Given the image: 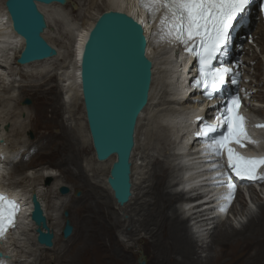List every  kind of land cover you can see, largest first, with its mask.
Segmentation results:
<instances>
[{
	"label": "bare ground",
	"instance_id": "bare-ground-1",
	"mask_svg": "<svg viewBox=\"0 0 264 264\" xmlns=\"http://www.w3.org/2000/svg\"><path fill=\"white\" fill-rule=\"evenodd\" d=\"M4 1L5 0H0V20L2 19V21L4 22V20L6 19V23H4V25L1 28L2 31L6 32V34L8 35H4L3 38L1 36V39H3L4 41L1 42V46H0V59L3 63L2 66L0 65V68L8 64L7 62L4 61V59L7 58L9 59V57L12 58L13 56H17L20 53L19 51L20 48L22 47V41L11 30L10 22L4 8V3H3ZM104 1L105 2L102 10L100 9V10L90 11L87 20H85L84 23L80 25L71 21L72 19H70V15L64 12V10L67 9L66 7V5L68 4L67 0L64 6H60L58 4H51L47 6L38 5L39 11L44 14L47 22V29L44 32L43 37L47 41V43L56 50L57 55L55 58L51 60L34 63L32 65L23 66L21 68H27V69L32 68V70H34V67H37V69L41 68L40 70L43 71V67L48 65L52 61L56 62L61 58L64 59L63 64L60 66L59 70H61V77L64 83L61 87L64 88L65 90L66 93L65 99L68 101L69 107H71L78 101H81L82 103L80 85H79V60L87 35L90 29L92 28L95 20L99 17V15L105 11H118L133 17L136 21H139L140 18L143 17V13L137 7L136 0H104ZM96 3L97 0H94L93 4ZM71 7L72 9L77 8L72 3H71ZM251 16H252L251 14L247 15L246 13H244L242 17H240L238 20L234 22L233 28L231 30V41L227 48V55L223 58V60L229 58L228 62H225L224 60L226 64L230 66L238 65L237 67H233L232 72L233 74L238 73L236 78H239L240 75L241 77V79L239 78L240 89H242V91L245 92L244 94H249L250 98L254 100L253 104H251L250 107L253 109L252 110L253 113L260 115L259 113L261 110L258 107H260L259 105L260 103L264 104V102H262V96L260 94H255L256 92L255 90H254L255 92L253 91L254 93L251 94L252 89L249 88L251 82L247 77L249 76L250 78H255V83L251 84L252 87H255L257 83L258 87H263L262 89L264 93V81L259 78L260 76L262 77L263 74H261L259 77L255 73L252 75L250 73L246 75V77L244 73L240 74L246 69V66L243 65L244 63H247L244 52L242 55V62L240 64H237L236 61L231 60L233 58L234 49H235V39L236 37H238L237 36L238 33L244 28L242 25L243 21L249 19ZM257 23L258 24L257 27H255L256 28L255 32H253L252 36H250V45L248 43H245L246 47L244 46L240 50L242 52L244 50L250 51L254 49L258 51L260 56V54H264V28L261 20L259 19V16L257 19ZM56 24H60L61 26L60 32L63 35H66V37H68L69 42L67 46H69L70 49L69 57H64L63 56L64 53H62V50L59 47L57 48L56 46H54V42L52 43L51 41L52 28H54ZM57 27L58 26H56L55 28ZM144 33L146 37L147 36L146 28H144ZM253 37L255 38L254 40H252ZM229 49L232 50L231 54L228 52ZM146 55L148 58L152 60L153 63L152 82L150 85L148 103L144 108V110L141 112L135 128V137H134L135 146L133 149V153L130 157L132 196L130 200L123 206L118 205L113 200V198H111L113 206L117 210L122 211V213L128 216L127 218H124L123 221V222L125 221L127 222V226L124 229L125 232L130 235L136 232L143 231L144 234L149 237L151 243L156 246V249L158 250V247L160 248V256H161L160 258L161 260H163V262L161 263L165 262L167 264H215L214 260L216 259L217 255L212 257L211 254L212 253L219 254L218 250H217L218 252H216V248L223 246L224 247L231 246L232 248L235 249L234 251L241 252L242 257L245 256L244 259L245 264H264V203H262L260 207L258 206L257 215H252V209L256 208L254 206L255 205L254 196L253 198L252 197L249 198V204L246 205L243 195L237 192L235 193L236 202H239V204L242 205V209L237 211L235 208L236 202L234 203L231 201L229 203L226 199H224L227 204L225 208L229 209L227 211L226 216L224 215L225 211H221V209L219 211L221 212L220 215H217L218 205H214L212 203H202L194 207L188 205L189 203L195 200H191L190 199L191 196L186 195V193H183L182 190L179 189V187L182 186L179 185V183L181 184L180 180H182L183 172L184 173L186 171L189 172L186 175V177L189 176L186 182L190 184L191 187L197 186L198 190L194 189L190 193L198 191L197 200L202 201L206 198L205 197L206 195L205 194L202 195L201 193L202 191L206 190L207 186H204V188L202 187L199 188L201 184L200 182L203 181V179L200 177L201 174L197 173L194 174L193 176L190 175L192 173V170L196 169V166H193V168L188 167L189 164L193 163V154L190 152V150H185L184 148L185 143L188 142L190 143V139L188 137V130L190 127L189 120L192 119L193 117H197L201 115V113H199L198 111L199 109L198 101L201 99V96L198 94L196 95L187 94L188 92L186 87L183 86V83L178 82V77H179L178 67L176 65H172L171 63H169L168 61L169 58L166 57L165 54H159L158 52L155 51L152 52L150 50V47L147 46ZM245 79L248 80L247 81L249 82L248 84H246ZM225 86L228 87L229 91H226L224 95L233 92L234 85H232L229 82ZM254 97L256 99H254ZM222 98H225V96H223ZM0 102H2L1 99ZM204 108H205L204 106H201V109ZM153 112L156 113L152 116L151 113ZM69 114L72 120L74 114L73 112L72 113L70 112ZM145 120L149 122L148 127L146 126L147 130L144 131L147 140L146 145L148 146L147 149L144 150V152H142L143 155H141L140 153L141 155L140 158L136 159L134 153H136V151H140L141 149V146L139 144L140 141L139 137L141 136L143 129L140 128ZM0 124L1 126L2 124H4L1 119H0ZM61 128L63 133L61 134V136L63 135V137L64 136L66 137L67 136L66 129L63 128L62 126ZM75 128H76L75 132L77 133V135L80 134L81 133L80 129L76 125ZM255 133L260 134L259 137H261L262 135L264 136V131L262 132V134L259 133L258 131H256ZM2 135L3 132H1L0 136ZM80 137L81 139L84 140L85 143L86 137L82 135ZM261 139H263L261 140L262 143L258 142L256 146L252 147L251 150H248L246 152L248 155L258 156L264 154V138ZM89 141L91 144L90 137H89ZM5 146L6 145L2 146L3 150ZM161 150L162 151L164 150L166 152L168 151V155L167 154H166L167 156L161 155L162 156L161 163H159L156 159L151 171L152 173L151 184L148 186H144V184L148 182L147 181L148 178H145V180L143 181L141 180L142 182L139 183V185L136 184L137 178L135 177V175L136 172H138L141 169V167L137 166L138 165L137 162L139 161L140 164H144V162L147 161V158L151 157L148 152L161 153L162 152ZM146 151L147 153H145ZM77 152L78 154H80L79 151ZM87 161H85L86 162L85 168L88 169L89 175L92 178L94 177V175H96V178L92 180L94 182L96 181L98 183H101L104 186V189L107 192V194H110L111 191L108 185L106 184V178L111 163L114 161V157H110L105 162H98L95 159V163L93 164ZM164 161L170 162L171 164L174 165V167L166 168L162 164V162ZM210 163L211 162H207L208 166ZM151 164L153 163L151 162ZM203 166L204 165H199L197 167L200 168ZM29 170H25V172H28ZM43 172H44L43 174L41 172L40 180H42L43 186L46 187V181L52 179V176H49L47 169L44 170ZM76 175L81 179H85V175L80 166L79 168L78 167L76 168ZM25 178L27 179L28 177ZM169 178L171 180L167 181ZM1 186L4 187L2 183ZM7 186L8 188L9 187L10 188L6 190V192L11 197L18 200V202L25 201V203H27V207L23 208L19 217L20 220L24 221V225L23 227L18 229V233H17L18 240L23 239L22 238L23 236L26 239L29 238V240L30 239L33 240L34 249H38V250L44 249L48 251L54 250L55 243L60 239L61 222H59L57 226L51 222L50 217L44 210L45 207L42 202L41 194L36 190L35 187H29L28 192L24 193V191L22 192L20 186L17 185L16 186L7 185ZM94 187L95 186H93V188ZM144 189H146V191L143 192L142 197L149 198V200L148 201L144 200L138 205L137 208H134L132 211L130 210L131 213L133 214L131 215L130 211L127 212V210L130 208L131 205H133L137 200L140 199V198L137 199L136 197L139 196ZM169 189L172 190L170 191ZM249 191H245V193L249 194L250 193ZM252 192L254 193L255 191ZM32 194H35L37 196L38 201L40 202L41 207L43 209L44 215L46 216L47 219V225H48L47 230L42 229V232L47 233L48 230H51L55 234L53 240V248L52 247L39 248V246L36 243V236H35L36 226H34L31 223L30 215H29L32 209L30 204ZM58 195L60 197H63V194H60L59 192ZM239 198L243 200L242 201L243 203L238 200ZM188 200H190L189 203L182 204L184 203V201H188ZM175 203H180L181 207L187 209V211L183 210V213L184 212L185 213L187 212L188 214L191 213V217L194 216L196 220H200L199 224H201V226L200 229H198L197 231L199 235L198 238H200L201 241L209 240L208 242H201L202 244L199 246V244L196 241H193V239H191L192 237L190 236V231L188 229L187 223L189 220L192 219L182 217L180 215L181 212L179 213L178 212L179 210H176V208L174 207ZM93 204L94 207L98 209L99 221H101L103 227H105V229L108 230L107 232L111 233L112 229H115L116 227H120V228L123 227L119 219L116 218V222L115 221L113 222L112 220L113 214L111 212L110 213L104 212L105 207L110 208V206L107 203H104L105 205L103 203H99L97 198L94 197ZM229 204L230 206L228 207ZM203 207H206V209H203ZM213 213L215 215L212 216L209 215L210 217L208 216V214H213ZM228 214L233 215L232 221L227 216ZM221 216L222 219L225 217L224 221H226L222 225L218 224V222L222 221V219H219L220 221H218V217L221 218ZM240 217L242 218L240 219ZM67 219H69V216L67 217ZM72 236L73 233L70 236L69 240L71 239ZM204 244L206 245L204 246ZM94 248L95 247L93 246L91 247L89 246L88 248H83L85 251L81 260L85 262H89V264H96L99 261V256L96 254V252H98L99 250L98 248L95 249ZM199 250L200 252L198 253ZM221 253H222L221 255H223V252ZM202 255H204L203 257L205 260L204 263L200 262ZM68 264H72V262L70 263L68 262Z\"/></svg>",
	"mask_w": 264,
	"mask_h": 264
},
{
	"label": "rangeland",
	"instance_id": "rangeland-1",
	"mask_svg": "<svg viewBox=\"0 0 264 264\" xmlns=\"http://www.w3.org/2000/svg\"><path fill=\"white\" fill-rule=\"evenodd\" d=\"M67 1V9L64 10V12L70 15V19H72L71 21L79 25L87 20L90 11L102 10L105 2L104 0H97V3L93 4L94 0ZM71 3L77 8L72 9ZM254 21L255 22L250 28H247L245 31V34L247 32L248 34L246 36L244 34L242 35L241 39L244 40V43L240 44L239 42L240 49L241 47H244L245 43L248 42V37H250V35L252 36V33L256 30L255 27H257L258 23L256 20ZM56 26L58 27L55 28ZM56 26H52L54 28L51 27V41L52 43L54 42V46L57 48L59 47L62 50L64 57H69L70 49L69 46H67L69 42L68 37L60 32V24H56ZM254 39L255 38L253 37L252 40ZM244 51L247 61L246 64H248L244 70L245 77L250 73L251 75L255 73L259 77L262 72L258 51L254 49ZM244 51L240 53V59ZM5 60L6 59H4V61ZM63 61L64 59L62 58L56 62L52 61L43 67V71L40 70L41 68L37 69V67H34V70H32V68H22L18 70V68L13 65L7 66L6 68V64L2 67L0 72V99L3 102H0V119L3 123L9 121L10 124L9 135L8 138H6L7 144L4 147V150L9 153V156L11 151V154H17L14 158L10 159L11 165H9L8 169L4 172L5 178L2 179V183L9 186H20L24 193L28 192L29 187H35L41 194L42 202L45 207L44 210L50 217L51 222L56 226L61 222V227H63L65 220L63 212L66 211L69 216L68 220L74 228L71 239H68L69 241H62V239H59L55 243L54 250L51 251L34 249L33 240H29V238L26 239L22 236L23 239L18 241H16L15 238H12L9 242L15 245L12 246L15 255L23 258H26L27 256L31 257L30 260L33 264H68V262H72V264H89V262L81 260L85 251L83 248L93 246L99 250L96 252L99 256V261L96 264H138L139 260H143L145 264H167L165 262L161 263L163 260L160 258V248L158 247L157 250L156 246L151 243V240L143 231L130 235L125 232L124 229L127 226V222L123 221L124 218H127L128 216L113 206L111 200L112 195H110L111 193L107 194L101 183L94 182L92 179L96 178V175L92 178L89 175L88 169L85 168V161L88 160L92 164L95 163L94 153L89 141L81 101H78L69 107V103L65 99L66 93L64 88L61 87L64 83L61 77V70H59ZM14 75H17L20 79L18 81L11 80L9 82V79H12ZM247 78L250 81L252 80L251 83H255V78H250L249 76ZM259 78L261 79V76ZM256 85L255 87H252L250 84L249 88L252 89L251 91H259L257 93L254 92L255 94H260L262 96V102H264L263 87L259 89L258 85L256 88ZM25 98H29L32 101V104L27 108L21 106V102ZM254 99L256 98L254 97ZM23 112L26 113L25 120L21 119V114ZM68 112H73L74 115L72 120ZM155 113L156 112L151 113L152 116ZM259 114L263 115L261 111ZM148 123L149 122L145 120L140 128L143 129L142 134L139 137L141 149L134 153L136 159L140 158V156L143 155L142 152L147 149L148 145H146L147 140L144 131L147 130L146 126L148 127ZM75 125L80 129L81 133L78 134L79 137L75 132ZM61 126L67 131L66 137H63V135L61 136V134H63ZM29 134L32 135V138H30ZM81 135L86 137L87 143H84V140L80 137ZM77 151H79L80 154H78ZM145 153H147V151ZM148 153L151 157H148L144 164H140L139 161L137 162V166L141 167V169L136 172V175H138H135L137 178L136 184L138 185L145 180V178H148V182H146L144 186L150 185L152 181L151 171L156 159L161 163L162 156L168 155V151L166 152L164 150L161 153ZM150 161L153 164H151ZM162 164L166 168L174 167L173 164L167 161L162 162ZM79 166L82 168L85 179H81L76 175V168H79ZM46 169L49 176H52V179L46 181V187H44L42 180H40V176L41 172L43 174V171ZM25 170L29 171L25 172ZM25 177L28 178L26 179ZM170 180L171 179L169 178L167 181ZM60 186L68 188L69 192L66 194V197H60L58 195V188ZM93 186L95 187L93 188ZM249 190L251 191L252 196H254V206L257 210L256 213H252V215H257L258 206L260 207V205L264 203L260 197H264V185L258 187L257 192L253 193V190L250 188ZM144 191H146V189L136 197L137 199H140L135 203L133 202L134 204L130 206L127 212L137 208L144 200H149V198L142 197ZM77 192H79V195H76ZM91 197L93 199L96 197L99 203H107L110 208L105 207L104 212H111L113 214V222H116L117 218L121 221L123 227H116L111 230V233L107 232L108 230H106L105 227H103L102 222L99 221L98 209L94 207L93 199ZM240 198L238 200L242 202L243 200ZM174 207L176 210H179V213L181 212L180 215L182 217L192 219L187 223L190 236L192 237L191 239L196 241L199 246L202 244L201 242H208L209 240L201 241V239L198 238L199 235L197 231L201 226V224H199L200 220H196L194 216L191 217V213H183V210L187 211V209L181 207L180 203H175ZM235 208L237 211L241 210L242 205L239 204V202H236ZM203 209H206V207H203ZM131 211L130 214L133 215ZM232 214H230V216L233 219ZM209 215L212 216L215 214H208V216ZM241 218L242 217H240V219ZM219 219L220 218H218V221H220ZM224 222L226 221H224L223 218L218 224L222 225ZM205 245L206 244H204V246ZM217 250L220 255L222 254L221 252H223V255L220 256L218 253L211 254L212 257L217 255L214 260L215 264H245V256L242 257L241 252L234 251L235 249L231 246L217 247L216 252H218ZM199 252L200 250L198 253ZM203 257L204 255H202L200 259L201 263L205 262Z\"/></svg>",
	"mask_w": 264,
	"mask_h": 264
},
{
	"label": "water",
	"instance_id": "water-1",
	"mask_svg": "<svg viewBox=\"0 0 264 264\" xmlns=\"http://www.w3.org/2000/svg\"><path fill=\"white\" fill-rule=\"evenodd\" d=\"M66 0H5L12 32L22 39L17 58L20 65L56 57V50L44 39L47 22L38 5ZM144 30L133 17L118 11H105L90 29L79 60V85L87 131L95 159L105 162L114 157L106 178L113 200L120 206L131 198L130 157L135 146L137 120L148 103L153 63L146 55ZM25 99L22 105H29ZM65 186L59 193L66 195ZM79 195V192L76 193ZM31 220L36 226L37 242L52 246L53 234L36 195L31 196ZM64 217L68 213L64 212ZM72 228L66 219L63 237ZM138 264H145L139 261Z\"/></svg>",
	"mask_w": 264,
	"mask_h": 264
},
{
	"label": "snow or ice",
	"instance_id": "snow-or-ice-1",
	"mask_svg": "<svg viewBox=\"0 0 264 264\" xmlns=\"http://www.w3.org/2000/svg\"><path fill=\"white\" fill-rule=\"evenodd\" d=\"M137 6L146 14L139 23L142 27L155 26L151 36L155 47L183 45L184 51L198 62L199 75L192 84L201 88L209 99L214 94L222 93L227 83H238L233 74V67L223 58L231 41V30L238 17L248 10L252 0H136ZM264 12V6H261ZM214 61L219 66L214 65ZM216 120L218 125L205 122L195 133L205 141L208 153L223 163L213 164L221 186L228 189L223 197L229 203L234 197L237 185L232 176L250 182L264 181V155L245 156L232 145L245 148L257 145L249 133V122L241 112L242 103L239 95L221 101ZM264 128V124L255 125ZM20 204L0 192V239L16 226V217ZM221 211H226L225 207Z\"/></svg>",
	"mask_w": 264,
	"mask_h": 264
}]
</instances>
